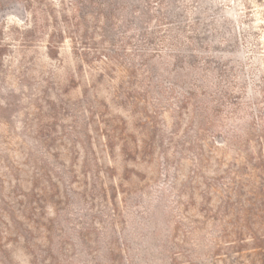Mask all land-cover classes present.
Returning <instances> with one entry per match:
<instances>
[{"label": "rangeland", "instance_id": "obj_1", "mask_svg": "<svg viewBox=\"0 0 264 264\" xmlns=\"http://www.w3.org/2000/svg\"><path fill=\"white\" fill-rule=\"evenodd\" d=\"M0 264H264V0H0Z\"/></svg>", "mask_w": 264, "mask_h": 264}]
</instances>
